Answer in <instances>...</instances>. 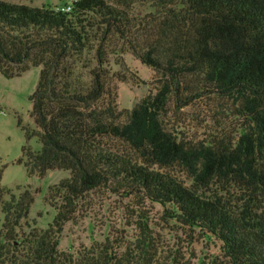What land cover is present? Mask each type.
I'll use <instances>...</instances> for the list:
<instances>
[{"label":"trees","instance_id":"obj_1","mask_svg":"<svg viewBox=\"0 0 264 264\" xmlns=\"http://www.w3.org/2000/svg\"><path fill=\"white\" fill-rule=\"evenodd\" d=\"M113 40L160 76L130 111L112 90ZM93 61L86 80L77 67ZM31 68L40 70L26 137L40 150L23 148L24 168L69 177L53 188L46 229L25 230L30 191L15 198L0 186V264H159L142 223L134 251L109 240L58 250L64 225L100 188L168 206L176 223L218 240L222 259L211 264H264V0H77L69 12L0 0V74ZM224 102L240 118L234 137L192 142L168 125L170 114Z\"/></svg>","mask_w":264,"mask_h":264},{"label":"rangeland","instance_id":"obj_2","mask_svg":"<svg viewBox=\"0 0 264 264\" xmlns=\"http://www.w3.org/2000/svg\"><path fill=\"white\" fill-rule=\"evenodd\" d=\"M30 7L57 9L77 0H5ZM148 12L146 6L136 5L135 14ZM107 59L116 77L111 81L118 110L130 111L143 97L157 90L159 74L140 63L134 55L113 40L108 47ZM80 60H95L94 52H84ZM83 63L77 71L88 79L87 72L94 67ZM40 68H31L18 78L6 79L0 74V186L15 198L30 191L34 202L24 220L25 230L31 227L46 229L52 222L58 203L53 188L69 177L66 171H49L43 178L28 176L23 148L38 152L36 138L27 139L26 133L34 130L31 118L30 97L38 83ZM124 76V79H121ZM118 79V80H117ZM233 108L212 103L182 110L178 117L170 114L167 122L183 139L208 142L223 135L232 137L238 131L240 118ZM232 111V112H231ZM9 195L4 201L9 200ZM168 206H161L138 195H122L105 188L90 192L80 204L73 221L63 227L58 250L76 253L106 240L113 241L122 253L136 250L139 224H146L159 264H168L174 257L182 264H211L222 259L221 243L197 230H189L169 218ZM2 215H0L1 217ZM26 226H29L27 228Z\"/></svg>","mask_w":264,"mask_h":264},{"label":"built area","instance_id":"obj_3","mask_svg":"<svg viewBox=\"0 0 264 264\" xmlns=\"http://www.w3.org/2000/svg\"><path fill=\"white\" fill-rule=\"evenodd\" d=\"M71 8H72V4L66 5V6L61 7V8H57L56 10H60V11H63V12H69V11H71Z\"/></svg>","mask_w":264,"mask_h":264}]
</instances>
